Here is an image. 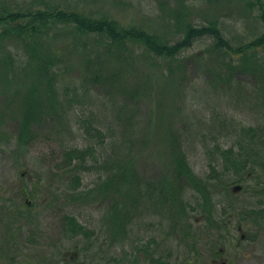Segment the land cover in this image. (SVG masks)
Instances as JSON below:
<instances>
[{
    "label": "trees",
    "instance_id": "obj_1",
    "mask_svg": "<svg viewBox=\"0 0 264 264\" xmlns=\"http://www.w3.org/2000/svg\"><path fill=\"white\" fill-rule=\"evenodd\" d=\"M81 1L91 0H0V112H17L22 146L30 147L39 137L36 129L50 125L61 144L59 152H53L59 158L57 170L68 177V190L77 192L76 198L118 199L111 208V237L100 245V264H137L142 252L151 264L169 263L152 253L156 239L145 242L130 230L142 204L149 215L159 212L178 236L177 229L183 232L179 226L189 216L198 217L206 230L226 234L233 216L240 224L264 229V207L228 206L215 217L216 195L233 196L236 184L243 187L241 193L249 192L247 178L257 180L256 194H264V0H238L246 13V33L218 16L216 0L203 16L192 8L196 0L159 2V23L149 16L128 23L86 12ZM100 1L142 12L150 9L147 0ZM74 54L86 70L80 83L68 62ZM137 62L151 65L163 79L181 80V89L191 64L199 79L201 74L205 79L204 85L195 82L189 89L179 108L181 128L166 139L175 177L156 184L136 170L139 152L150 141L151 122L150 112L141 109L150 94L146 82L136 87L128 82ZM95 85L108 94L102 101L89 94ZM197 145L209 156L202 176L189 156L196 155ZM88 173H97L98 183L78 192ZM183 181L191 192H185ZM63 230L67 239L86 241L80 251H92L94 230L69 215ZM119 246L129 249L126 259L109 260L113 247Z\"/></svg>",
    "mask_w": 264,
    "mask_h": 264
},
{
    "label": "rangeland",
    "instance_id": "obj_2",
    "mask_svg": "<svg viewBox=\"0 0 264 264\" xmlns=\"http://www.w3.org/2000/svg\"><path fill=\"white\" fill-rule=\"evenodd\" d=\"M17 1L23 4L27 0ZM164 1L166 0H147L150 9L144 12L134 7L121 8L120 5L114 6L100 0L81 1L79 4L86 12L104 13L128 23L148 16L159 23L162 11L157 6ZM174 1L171 0V3L174 4ZM219 2L216 0V7L219 5L217 11L221 12L219 17H224L223 20L232 26H238L242 33L249 31L243 25L246 13L238 0ZM193 3L195 14L203 16L204 10H211L209 8L214 5L215 0H196ZM59 52L63 53V49L59 48ZM75 55H69L68 62L73 66V76L80 83L86 70L80 58ZM91 57L92 60L95 58ZM196 68L193 64L189 65L185 89H181V80L173 82L163 79L155 73L154 67L143 62H137L128 75V82L133 87L140 81L146 82L150 93L145 106L141 107L142 111L150 112L151 122L147 130L150 141L139 152L136 166L137 173L148 182L156 184L164 178L175 177L169 162V143L166 139L170 133L181 128L179 108L186 102L185 97L193 83L204 85L205 79H202V74L199 79ZM247 83L251 88L255 87L251 78H248ZM89 94L94 100L101 101L108 96L106 91L100 90L96 85L90 86ZM1 101L0 97V107ZM16 114L17 112H0V264H40V261L44 264L48 257L52 258L53 264H77L76 260H72V255L81 252L80 249L86 241L83 238L70 240L64 237L63 224L66 215L76 217L80 223L96 232L95 246L88 252L93 256L97 255L103 241L111 237V208L118 199L112 197L110 200L111 197H108L82 201L81 196L76 198L74 194L77 192L71 193L68 190V177L57 170L59 158L53 152H59L61 144L54 139L55 133L50 125L45 123L36 129L39 137L30 147L22 146L17 140L19 123ZM77 143L81 144L80 141ZM195 153L196 155L189 156L195 172L202 176L208 169L209 156L200 150L199 145L196 146ZM98 177L97 173L84 174L82 187L78 192H88L95 188ZM256 184L257 180L247 178L244 185L249 187V192H235L233 196L225 193L216 195L215 217L219 218L220 212L228 206H234V210L264 207L261 204L264 202V194H256L255 190H260ZM181 185L185 192L192 191L187 181H183ZM237 185L239 184L232 187ZM154 208L159 210L160 206L156 205ZM139 212L140 218L131 224L130 230L133 235L145 238V242L151 238L156 239L157 243L152 245L155 257L167 256L172 252V264H264V229L260 230L246 223L240 224L236 216L229 221V234L216 229L206 230L205 223L196 221L198 217L189 216L179 226L184 229L183 232L177 229L180 234L178 236L170 232L171 224L162 221L159 212L149 215L144 204L140 206ZM117 228L120 229L119 226ZM125 251L129 249L125 248ZM125 251L120 246L113 247L107 257L109 260H125ZM67 255L68 258H65ZM136 258L137 264L150 263L143 252L138 253Z\"/></svg>",
    "mask_w": 264,
    "mask_h": 264
},
{
    "label": "flooded vegetation",
    "instance_id": "obj_3",
    "mask_svg": "<svg viewBox=\"0 0 264 264\" xmlns=\"http://www.w3.org/2000/svg\"><path fill=\"white\" fill-rule=\"evenodd\" d=\"M219 253L221 254V252H219ZM50 255H51V253H50ZM173 255L174 254L172 252H170L167 256H163V257H167V261L169 262L167 264H172V259L174 258ZM100 257H101V253H98L97 255L93 256L91 254H86V253H83L81 251V252H78L76 254L74 253L72 255V260H76L77 264H100ZM65 258H68V255ZM66 260H68V259H66ZM146 260H147V262H150L149 259H148V256H147ZM44 262H45L44 264H53L52 263V258H49V257H48V259L46 258ZM39 263L43 264V261H40ZM36 264H38V263H36ZM149 264H151V263H149ZM178 264H184V262H179ZM189 264H191V263H189ZM222 264H227V263L223 262Z\"/></svg>",
    "mask_w": 264,
    "mask_h": 264
},
{
    "label": "water",
    "instance_id": "obj_4",
    "mask_svg": "<svg viewBox=\"0 0 264 264\" xmlns=\"http://www.w3.org/2000/svg\"><path fill=\"white\" fill-rule=\"evenodd\" d=\"M242 189H243V187L240 186V185H237V186H235V187L233 188L234 192H240Z\"/></svg>",
    "mask_w": 264,
    "mask_h": 264
}]
</instances>
